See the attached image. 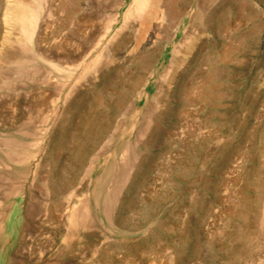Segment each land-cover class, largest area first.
Returning <instances> with one entry per match:
<instances>
[{
    "label": "rangeland",
    "instance_id": "374dc122",
    "mask_svg": "<svg viewBox=\"0 0 264 264\" xmlns=\"http://www.w3.org/2000/svg\"><path fill=\"white\" fill-rule=\"evenodd\" d=\"M17 1L0 0V82L11 76L15 83L0 91V136L27 131L16 151L30 150L37 139L40 149L27 160L26 177L0 187V264H264V0H252L258 11L244 12L235 1L202 0L229 11L230 22L215 30L196 20L194 6L183 21L175 7L178 18L171 16L167 29L177 32L157 68L164 74L173 65L175 45H181L180 62L165 73V91L157 92L160 80L152 76L155 98L141 99L140 111L126 106L132 102L129 78L138 70L135 79L149 74L119 53L135 28L111 41L134 0H46L41 41L27 53L29 75L20 82L11 80L16 64L4 58V13ZM196 30L198 38L183 45L184 33ZM99 35L115 56L94 80L107 95L86 88L100 52L89 49ZM225 46L231 52L222 58ZM64 64L72 74L56 70ZM210 74L217 88L206 97L200 81ZM76 104L70 126L76 137L60 144L62 151V119Z\"/></svg>",
    "mask_w": 264,
    "mask_h": 264
},
{
    "label": "bare ground",
    "instance_id": "6f19581e",
    "mask_svg": "<svg viewBox=\"0 0 264 264\" xmlns=\"http://www.w3.org/2000/svg\"><path fill=\"white\" fill-rule=\"evenodd\" d=\"M24 0L22 1H17L16 3L14 4H8L7 7H6V10H5V23H6V26L9 28L8 30V34L5 36V44L8 46H6V49L4 50V58L5 60L8 59V62L9 60L11 59V61L13 60V63L16 64V69H15V72L13 74V78L15 81L16 79H18V81L20 82L21 79H24L25 75H29L27 74V70H25L26 66L28 65V63H30V59L27 55L28 52H33L34 50V45L35 43H37V45H39L41 39L40 38H37L38 36V31H39V23H40V19H41V14H42V11L43 8H44V3L46 4L47 1L46 0H25V2H23ZM51 1V0H50ZM169 3H165L164 1L162 0H134V6H133V9H129L130 11L126 14V19L123 21V24L118 27L119 29L117 30V32H115V34L112 36V39L111 41L115 42V39H117L118 37H120V35H122V31L125 30L126 28H130L131 30L134 29V35H133V38L130 42V44H127L126 43L125 45H123L124 47H126L125 50H123L122 52H119L121 57H123L124 61H126L127 65L129 66H133V64L135 63H139V66L140 67H144L146 68L147 72H148V76L143 79H135V76L137 74L138 77L140 78V71L136 69L137 72L131 74V77L129 78V85H128V93H131L132 95V102H131V105H126L127 107L129 106H132L133 109L136 108V111H140L141 109L137 106L139 104V102L141 101V99H146V100H149L152 93L151 92V88H152V84L151 83V78L152 76H155L157 75V79L160 80L158 81L157 83V87L159 88V90L157 91L158 93L159 92H162L163 91V88H164V91H165V78L164 75L166 76L167 72H169V68L170 66L172 67L174 65L175 62H180V58H178L179 54L181 53V45H173L174 48L172 49L173 50V57L171 59V61H169L170 63L168 64H173V65H170L168 66V68H166L164 70V74H162L160 71H159V68H157V61H158V58H160L161 53L164 51V48L167 44V42L171 41V39L174 37V35L176 34L177 32V29H172V30H168L167 29V26L168 24L170 23L171 20H169V18H171V16H174L176 14H173V12L176 10L175 7H178V16H179V19L180 20H184L185 17H187V14L189 13V8L191 6H194L195 7V11L196 12V15L193 14L195 17H196V20H199L207 25H210V27H214L217 29H221V27H226L228 22H230V16H227V13L229 12L228 10H225L224 8V11L223 10H214L213 7L210 8L209 6L206 7L202 5V0H168ZM202 1V2H201ZM208 1V0H207ZM225 2H229V0H223ZM230 1H235L237 2V4L240 6V8L244 11H248V10H256L258 11L260 6L257 5L254 1L252 0H230ZM102 2V1H101ZM100 2V3H101ZM209 2V1H208ZM212 3V1H210ZM99 3V2H97ZM105 3V2H104ZM206 3V2H205ZM103 4V2L101 3ZM100 4V5H101ZM207 5L209 3H206ZM214 4V3H213ZM108 5V4H107ZM118 5V4H117ZM99 6V5H98ZM105 5H103L104 7ZM131 6V5H130ZM216 6V5H215ZM66 7V6H65ZM46 9V8H45ZM218 9V7H217ZM208 10V11H206ZM106 11V10H105ZM255 11V12H256ZM99 12V11H98ZM102 13V12H101ZM100 13V14H101ZM98 14V15H100ZM244 14V13H243ZM48 15V14H47ZM50 15V14H49ZM52 15V14H51ZM191 15V14H190ZM237 15V14H236ZM243 15H240V18H243L242 17ZM49 17V16H48ZM176 17V16H174ZM238 17V16H237ZM45 18V17H44ZM99 18V17H98ZM178 18V17H176ZM101 19V18H100ZM44 20V19H43ZM42 20V21H43ZM174 21V19H173ZM194 21V20H193ZM197 21L195 22H192L193 24L196 23ZM211 22V23H209ZM192 24V25H193ZM201 24V23H200ZM196 25V24H195ZM199 25V24H198ZM198 25H196L198 27ZM206 25V26H207ZM104 26V25H102ZM170 26V25H169ZM173 26V25H172ZM108 27V26H107ZM196 27V29H197ZM201 27H202V24H201ZM200 28V26H199ZM213 28V29H214ZM18 30V35L17 36H13L11 34L12 33V30ZM46 29V27H45ZM80 29V28H79ZM84 29V28H83ZM106 29V28H105ZM192 29V27L190 28V30ZM205 29V27H204ZM229 29V28H228ZM215 30V29H214ZM223 30V29H222ZM48 31V30H47ZM204 31V30H203ZM206 31V30H205ZM213 31V30H212ZM103 32V31H102ZM101 32V33H102ZM202 32V31H201ZM105 33V32H104ZM106 34V33H105ZM200 33H198V31H186L184 33V38L182 39V42L185 40H189L190 42L194 39H197L198 36H199ZM39 37V36H38ZM41 37V36H40ZM131 37V36H130ZM201 37V36H200ZM94 39V38H93ZM122 39V38H121ZM103 40H104V36L103 35H99L96 39V42L94 41L95 44L92 45V47L89 49L90 52H93L97 49H100V52H98L97 54H95L96 56V64L95 66H93V68L88 71L87 75L91 74V79L93 80H90L89 84L86 85L87 87V91L91 90V89H94L96 90L99 94L101 93L102 94H109L108 92H106V90L103 89V86L102 87H98L96 81L94 83V80H97L98 77H100L101 75L100 74H105V66H107L109 63H111V61L115 58L114 54L111 52L112 50V47L109 44H102L103 43ZM92 41V40H91ZM121 41V40H119ZM118 41V42H119ZM181 42V41H180ZM181 42V43H182ZM184 42H183V45H184ZM43 43V42H42ZM180 43V44H181ZM187 43V42H186ZM185 43V44H186ZM16 44V45H15ZM119 45H121V43H118ZM122 44H123V41H122ZM182 45V46H183ZM16 46V47H15ZM54 46V45H53ZM188 50L192 48V45H188ZM37 48V47H36ZM224 48V47H223ZM38 50V49H37ZM60 50V49H59ZM38 52V51H37ZM85 52V51H84ZM230 52H231V48L228 47V46H225L224 48V56L222 58H225L227 57L228 55H230ZM86 53V52H85ZM89 53V52H88ZM28 54H31V53H28ZM35 54V53H34ZM33 54V55H34ZM46 54V52H45ZM163 54V53H162ZM187 54V53H186ZM32 55V54H31ZM47 55V54H46ZM84 55V53H83ZM82 55V56H83ZM86 55L88 56V54L86 53ZM40 56V55H39ZM38 55L36 56L37 58L39 57ZM85 56V55H84ZM217 57H220V55L216 54ZM30 57H34V56H30ZM86 57V56H85ZM40 58V57H39ZM50 58V57H49ZM84 58V57H83ZM81 58L80 56V59H83ZM221 58V59H222ZM34 59V58H33ZM72 60V58H70ZM79 59V60H80ZM86 59V58H85ZM85 59L82 60L83 64L86 65V62L84 61ZM93 60V58H91ZM90 59V60H91ZM75 60V59H73ZM95 60V59H94ZM3 61V60H2ZM64 61V60H63ZM50 62V61H49ZM65 62V61H64ZM77 62V61H76ZM81 62V61H80ZM92 62V61H91ZM156 62V63H155ZM10 63V62H9ZM62 63V61H61ZM74 64V62H72ZM79 63V62H78ZM89 62H87L88 64ZM34 64V63H33ZM55 64V63H54ZM57 64V63H56ZM71 64V63H70ZM76 64V63H75ZM185 64V63H184ZM66 65V64H64ZM81 64L78 65V67L80 66ZM13 66V65H11ZM42 66V65H41ZM58 67V71H61V72H65V73H69V74H72V72L74 70H72L73 68L69 66H62V65H56ZM138 66V67H139ZM2 67V66H1ZM31 67V66H29ZM28 67V68H29ZM34 67V65H33ZM32 67V68H33ZM86 67V66H85ZM8 68V67H7ZM27 68V69H28ZM41 68H39L40 70ZM75 69V68H74ZM82 69L84 70V75H85V72H87L88 70V67L87 68H84V66L82 67ZM128 69V68H127ZM201 69V68H200ZM6 70V69H5ZM34 70V69H33ZM45 70V69H44ZM215 70V69H214ZM29 71V70H28ZM38 71V70H37ZM48 71V70H47ZM46 71V72H47ZM82 71V70H81ZM4 73V72H3ZM34 73V72H32ZM51 73V71H50ZM79 73V72H78ZM166 73V74H165ZM68 74V76H69ZM81 74V72L79 73ZM78 75V74H77ZM198 75V74H197ZM24 76V77H23ZM65 76V75H64ZM74 76V75H73ZM79 76V75H78ZM178 75L174 76L173 79L174 80H178L177 78ZM11 77V76H10ZM10 77H4V78H1V82H0V91H4L6 92V89H10L13 88V86H11V84H15V83H11L12 81H8V79H10ZM23 77V78H22ZM27 77V76H26ZM30 77V76H28ZM46 77V76H45ZM60 77V76H59ZM84 77V76H83ZM214 74H210L206 77H204L203 81L201 80L200 82H202L201 84V87L204 89V92H203V95H207L206 97H209L210 96V91H215L216 88H217V84L216 82L213 80L215 79L214 78ZM51 78V77H50ZM53 78V77H52ZM51 78V79H52ZM55 78V77H54ZM70 78V77H68ZM78 78V77H77ZM85 78V77H84ZM137 78V76H136ZM20 79V80H19ZM45 79V78H44ZM48 79V78H47ZM113 79V78H112ZM25 80V79H24ZM24 80H22V84L24 82ZM30 80V79H29ZM42 80V79H41ZM127 80V79H126ZM36 81V80H35ZM34 81V82H35ZM43 81V80H42ZM47 81V80H45ZM52 81V80H51ZM57 81V80H56ZM68 81V80H67ZM28 82V81H27ZM76 82V81H75ZM44 83V82H43ZM48 83V82H47ZM46 83V84H47ZM63 83V82H62ZM61 83V84H62ZM91 83V84H90ZM111 83V82H110ZM80 84V83H79ZM167 84V83H166ZM173 84V83H172ZM19 85V84H17ZM16 85V87H17ZM21 85V84H20ZM49 85V84H48ZM83 85V84H82ZM169 85V84H168ZM11 88H8L10 87ZM106 86V85H105ZM73 87V86H72ZM199 87V86H198ZM200 87V88H201ZM106 88V87H105ZM168 88V87H167ZM16 89V88H14ZM18 90V89H17ZM16 90V91H17ZM20 90V89H19ZM38 90V89H37ZM47 90V89H46ZM162 90V91H161ZM193 90V89H192ZM218 90V89H217ZM45 91V89H44ZM197 91V90H196ZM200 91V90H199ZM203 91V90H202ZM96 92V93H97ZM156 92V94H158ZM172 88L171 86L169 87V95L172 93ZM195 92V91H194ZM208 92V93H207ZM11 93V92H10ZM113 93V92H112ZM201 93V92H200ZM15 94V93H13ZM194 94V93H192ZM214 94V93H213ZM19 95V93H18ZM68 95V94H67ZM128 95V94H127ZM199 95V94H198ZM16 96H17V93H16ZM86 96V95H85ZM196 96V95H195ZM18 97V96H17ZM16 97V98H17ZM48 97V96H47ZM83 97V96H82ZM87 97V96H86ZM100 97V96H99ZM128 97V96H127ZM152 97L155 98L154 95H152ZM170 97V96H169ZM43 98V97H41ZM69 98V97H68ZM98 98V97H97ZM36 100H38L37 98H35ZM104 99V97H103ZM45 100V99H43ZM98 100V99H97ZM101 101H103L102 99H100ZM99 100V101H100ZM115 100V99H114ZM191 100V99H190ZM39 101V100H38ZM36 101V102H38ZM46 101V100H45ZM48 101V100H47ZM53 101V100H52ZM80 101V100H79ZM115 101H117L118 104H120V99H116ZM125 101V100H124ZM5 102V100H4ZM36 102L34 103V106H36ZM40 102V101H39ZM67 102V101H66ZM65 102V103H66ZM166 102V101H164ZM55 104V102H53ZM69 103V101H68ZM71 103V102H70ZM96 103V102H95ZM130 103V102H129ZM85 104V103H84ZM102 104V103H100ZM188 104V103H187ZM38 105H40L38 103ZM124 105V104H123ZM150 105V104H149ZM67 106V105H66ZM72 106V105H71ZM79 104H76L72 107V109H70L68 111V113L65 115V118L62 119V125L64 127H66V130L64 131H67V136L65 137V134H64V138L61 139L63 140V142H60L58 145L60 147V144L61 146H66V141L69 140V141H74L75 139V133L72 129L71 126V123H73L74 121V112L76 110L79 109ZM38 108H40V106H37ZM146 107V106H145ZM149 107V106H148ZM147 107V109H145V113L147 111H149V108ZM27 108V107H26ZM37 108V109H38ZM126 108V107H125ZM138 108V109H137ZM34 109V108H33ZM129 109V108H128ZM3 110V109H2ZM41 111V110H40ZM152 112V111H151ZM35 112H33L34 114ZM38 113V112H37ZM36 113V114H37ZM89 114V113H88ZM39 115V114H37ZM41 115V114H40ZM87 115V112L86 114ZM84 115V116H85ZM151 115V113H150ZM83 116V114H82ZM145 117V116H144ZM149 117V116H148ZM147 117V118H148ZM82 118V117H81ZM88 118V116H87ZM150 118V117H149ZM88 120V119H87ZM150 120V119H149ZM40 121V120H38ZM37 121V122H38ZM82 121V120H81ZM152 121V120H151ZM146 122V121H145ZM148 122V121H147ZM85 123V122H84ZM74 125V124H73ZM145 125V124H144ZM32 126V125H31ZM147 126V125H146ZM62 127V126H61ZM63 127V128H64ZM34 128V127H33ZM31 128V129H33ZM42 129V128H41ZM40 129V130H41ZM72 129V130H71ZM15 130V129H14ZM36 131V130H35ZM43 131V130H42ZM63 131V132H64ZM17 132V131H16ZM38 132V131H37ZM2 133V132H1ZM28 135V132H24L22 131L21 132V135L22 137H5V136H0V166L2 165L4 167V171L0 170V187L3 185L4 187H8L10 188V186H12V183H14L15 181L14 180H17V181H20L22 180L24 177H26V168H27V160L29 161V159L31 158H34L35 156H37V153L39 152V144H40V140L37 139V140H34L32 141L31 143H29V145L31 144L32 147H29L30 150H27L26 148V151L22 153H19L16 151V149H18L20 147V145H23V141L21 139H23L25 137V135ZM36 133V132H35ZM40 133V132H39ZM38 133V134H39ZM4 134V133H3ZM42 134V133H41ZM37 136V135H36ZM75 136V137H74ZM38 137V136H37ZM62 137V136H61ZM68 137V139H67ZM36 139V137H35ZM30 140V139H29ZM128 141V140H127ZM59 142V141H58ZM107 142V141H106ZM110 142V141H108ZM73 143V142H72ZM77 143V142H75ZM79 143V142H78ZM26 144V143H25ZM128 146V144H126ZM19 146V147H18ZM125 146V145H124ZM130 146V145H129ZM128 146V147H129ZM23 147V146H22ZM58 147V149H59ZM127 147V148H128ZM24 148V147H23ZM61 148V147H60ZM126 148V147H125ZM124 148V149H125ZM22 149V148H21ZM19 149V150H21ZM62 150V148H61ZM63 151V150H62ZM127 150L125 149V152ZM134 151V150H133ZM123 151V153H125ZM60 153V152H58ZM58 153H56L58 155ZM63 153V152H61ZM64 154V153H63ZM128 154V153H127ZM127 154H125V156H127ZM61 156V155H59ZM59 156H56V159L57 157ZM82 156V155H81ZM121 156V155H120ZM124 156V154H123ZM62 157V156H61ZM121 158V157H120ZM124 158V157H122ZM128 159V158H127ZM122 160H125V159H122ZM126 163V161H125ZM10 166H15L17 169L14 170V172L16 173H12L11 169L9 170V168H11ZM33 166V165H32ZM11 173V174H10ZM14 178V180H12ZM43 179V178H42ZM39 182V181H38ZM37 182V183H38ZM21 184V182H20ZM42 186V185H41ZM24 187V186H23ZM2 188V187H1ZM39 188V187H38ZM37 188V189H38ZM6 189V188H5ZM4 189V190H5ZM17 190L19 192L20 190V187H17ZM1 191V190H0ZM64 191V190H63ZM10 192L9 191H5V194L8 195ZM48 192H49V189H48ZM66 193V192H64ZM4 196V195H3ZM23 196V195H22ZM5 197V196H4ZM17 197V196H16ZM87 196H85L86 198ZM18 198V197H17ZM24 199V198H23ZM84 199V198H83ZM3 200V199H2ZM18 201H20V198L17 199ZM3 202V201H2ZM82 202V200H81ZM80 202V204H81ZM85 202V201H83ZM1 203V202H0ZM15 203V202H14ZM85 203H88V202H85ZM82 205V204H81ZM85 205V204H83ZM19 204L16 205V207H18ZM67 207L69 205H66ZM65 206V207H66ZM84 207V206H83ZM88 207V206H87ZM82 208V207H81ZM78 209V208H77ZM68 210V209H66ZM65 210V211H66ZM83 210V209H82ZM85 210V209H84ZM64 211V210H63ZM107 211V210H106ZM109 211V210H108ZM74 212V211H72ZM79 212V211H78ZM82 212V211H81ZM87 212V211H86ZM111 212V211H110ZM4 213V212H3ZM1 212V214H3ZM10 213V212H9ZM64 213V212H62ZM84 213V212H83ZM82 213V215H83ZM0 214V215H1ZM105 214V213H104ZM31 215V214H30ZM69 215V214H67ZM74 215V213H73ZM71 215V216H73ZM77 215V213H76ZM80 215V214H79ZM106 215V214H105ZM108 216L110 214H107ZM3 216V215H1ZM86 216H89L88 214ZM74 217V216H73ZM2 218V217H1ZM84 218V217H83ZM111 218V217H110ZM7 219V218H6ZM5 219V220H6ZM73 219V218H72ZM75 220V218H74ZM109 222L112 220H109V218L107 219ZM262 221L264 222V218H262ZM113 222V221H112ZM262 222V224H263ZM1 223V222H0ZM3 223V222H2ZM5 223V222H4ZM264 225V224H263ZM10 235V234H9ZM19 237V236H18ZM6 247V246H5Z\"/></svg>",
    "mask_w": 264,
    "mask_h": 264
}]
</instances>
